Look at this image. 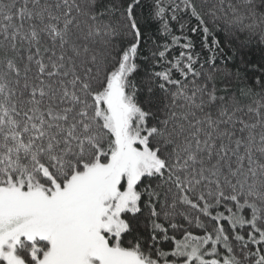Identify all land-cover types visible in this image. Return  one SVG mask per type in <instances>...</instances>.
<instances>
[{
  "label": "snow or ice",
  "instance_id": "6c2138e0",
  "mask_svg": "<svg viewBox=\"0 0 264 264\" xmlns=\"http://www.w3.org/2000/svg\"><path fill=\"white\" fill-rule=\"evenodd\" d=\"M0 264H264V0H0Z\"/></svg>",
  "mask_w": 264,
  "mask_h": 264
},
{
  "label": "trees",
  "instance_id": "16d2710c",
  "mask_svg": "<svg viewBox=\"0 0 264 264\" xmlns=\"http://www.w3.org/2000/svg\"><path fill=\"white\" fill-rule=\"evenodd\" d=\"M260 53L258 50H256L254 53H249V59L256 60L257 62L259 61Z\"/></svg>",
  "mask_w": 264,
  "mask_h": 264
}]
</instances>
